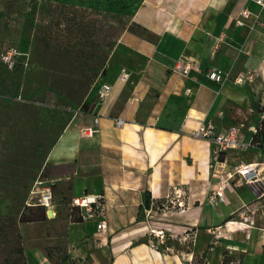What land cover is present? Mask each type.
Here are the masks:
<instances>
[{
    "label": "crops",
    "instance_id": "1",
    "mask_svg": "<svg viewBox=\"0 0 264 264\" xmlns=\"http://www.w3.org/2000/svg\"><path fill=\"white\" fill-rule=\"evenodd\" d=\"M134 22L147 36L123 34L86 110L71 118L47 156L49 166L73 165L66 176L72 200L97 198L101 215L83 219L86 210L73 204L67 217L54 210L46 220L22 222L28 264H264V199L230 179L227 202L212 200L235 167L262 160L264 143L249 149L251 156L228 149L215 162L214 145L194 135L200 123L212 122L238 127L250 144L264 122V6L146 0ZM180 62L190 65L186 75L175 71ZM123 67L131 73L127 83L119 79ZM212 68L224 73L222 83L207 76ZM249 70L257 77L238 83ZM104 83L112 95L100 99ZM96 116L99 132L89 136ZM103 219L107 229L99 230ZM167 226L176 238L159 245L151 228ZM175 240L188 242V250ZM239 251L242 258H227Z\"/></svg>",
    "mask_w": 264,
    "mask_h": 264
},
{
    "label": "rangeland",
    "instance_id": "2",
    "mask_svg": "<svg viewBox=\"0 0 264 264\" xmlns=\"http://www.w3.org/2000/svg\"><path fill=\"white\" fill-rule=\"evenodd\" d=\"M145 3L0 0V264H28L21 252V220L37 219L43 210L47 218L54 210L62 217L72 213L66 176L74 167L49 166L48 153L71 118L89 105L101 71L114 65L123 34L147 36L134 22ZM11 48L20 53L14 68L2 61ZM47 189L53 199L49 211L40 205ZM167 228H161L168 235L165 244L171 235L176 238ZM173 243L188 250V242ZM237 257L243 253L227 258Z\"/></svg>",
    "mask_w": 264,
    "mask_h": 264
},
{
    "label": "built area",
    "instance_id": "3",
    "mask_svg": "<svg viewBox=\"0 0 264 264\" xmlns=\"http://www.w3.org/2000/svg\"><path fill=\"white\" fill-rule=\"evenodd\" d=\"M256 3L264 6V0H255ZM244 15H248V10L244 11ZM239 24H242L241 21H238ZM19 51L16 48H11L5 53L2 54V61L4 65L9 68H14L16 64V58L19 56ZM190 70V65H186L180 62L175 71L183 74H187ZM257 72L255 70H249L247 72L241 73L236 81L238 83H246L247 81H253L257 77ZM207 76L218 83H222L224 81V73L217 68H212L207 72ZM131 73L127 70V68H121L119 79L123 83H127L130 81ZM112 86L108 83L102 84L99 90V98L106 99L112 95ZM133 101H139L138 98L133 97ZM86 110V107L85 109ZM99 117L96 116L94 119V126H90L87 128V134L89 136H94L99 132ZM116 124L118 127H122L125 124V120L123 118H116ZM264 127V122L262 123ZM194 135L201 139H205L211 142L214 147V156L213 161L217 162L219 160L220 153L228 150H240L247 151V149H251L254 147H258L257 144L253 145L252 143L247 144L241 140L240 129L236 126H230L227 128L218 129L212 122L209 123H200L199 126L195 129ZM230 179H234L237 185H248L254 191L257 200L264 199V157L260 161L251 162V163H243L235 167L234 171L227 175V178L221 179V183L215 189L213 194V201L217 199V202H227V198L225 196V190L232 186V183L229 181ZM46 193L42 194V199L40 201V205L46 207L47 211L51 209L52 206V192L50 189H47ZM74 206H78L80 208H84L86 210L85 215H83V219H92L96 218L98 212L100 211V203L97 198L88 199V198H77L73 201ZM251 212V211H250ZM242 217L247 216V212L243 211L241 214ZM233 225H236L238 222L229 221ZM99 230L107 229V222L105 219L101 220L98 223ZM153 236L158 240L159 245L165 244V240L168 238L165 231L163 229H152ZM189 264H205V262L191 260Z\"/></svg>",
    "mask_w": 264,
    "mask_h": 264
},
{
    "label": "trees",
    "instance_id": "4",
    "mask_svg": "<svg viewBox=\"0 0 264 264\" xmlns=\"http://www.w3.org/2000/svg\"><path fill=\"white\" fill-rule=\"evenodd\" d=\"M254 107H256L257 110H260L256 104L254 105ZM263 143H264V127H263V124H261L259 126V128H258L255 136H254V139L252 141V144L253 145H256L257 144V146L260 147V146H263ZM219 158H220V160H222L221 155H220ZM75 207L76 208H79L78 206H75ZM41 214L42 215L39 218H37V219L25 218V219L21 220V222H30V221L46 220L47 217H46V213L44 212V210L42 211ZM21 252H24L23 246H22Z\"/></svg>",
    "mask_w": 264,
    "mask_h": 264
}]
</instances>
